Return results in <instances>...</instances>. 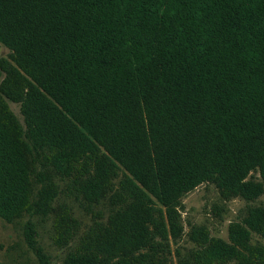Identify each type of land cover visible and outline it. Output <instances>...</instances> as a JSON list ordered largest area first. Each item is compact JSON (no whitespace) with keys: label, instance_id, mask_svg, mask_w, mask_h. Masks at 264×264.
<instances>
[{"label":"trees","instance_id":"obj_1","mask_svg":"<svg viewBox=\"0 0 264 264\" xmlns=\"http://www.w3.org/2000/svg\"><path fill=\"white\" fill-rule=\"evenodd\" d=\"M0 45V218L68 246L64 182L93 220L60 264H173L186 193L264 195V0H0ZM227 232L193 226L194 263L264 264V205Z\"/></svg>","mask_w":264,"mask_h":264},{"label":"rangeland","instance_id":"obj_2","mask_svg":"<svg viewBox=\"0 0 264 264\" xmlns=\"http://www.w3.org/2000/svg\"><path fill=\"white\" fill-rule=\"evenodd\" d=\"M8 49L0 45V55L6 57ZM11 109L21 122L23 117L19 112V106L10 103ZM250 178L260 180L256 171L250 174ZM118 178L115 180L117 183ZM59 194L54 206L66 204L70 207L73 216L79 222V229L72 242L63 248L57 247L52 241V218L23 215L13 222H6L0 218V264H38L31 249L24 241L22 225L30 217L35 225L38 244L49 259V264H60L67 252L71 251L79 236L92 224V214L84 207V204L67 195L63 191L64 182L58 180ZM264 205V195L247 201L241 197L222 198L218 189L212 183H202L192 191L186 193L179 202L178 211L180 222L183 227L182 236L176 240L169 241V258L173 264H195L191 252L195 250L194 243L189 239V231L193 226H205L210 235L228 240L227 227L231 221H240L249 207ZM94 211H99L102 220L105 221L110 211L107 200H102L92 206ZM251 242H264V239L251 233ZM225 264H235L228 262Z\"/></svg>","mask_w":264,"mask_h":264}]
</instances>
